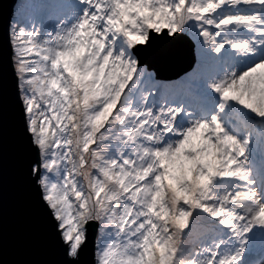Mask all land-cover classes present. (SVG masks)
Segmentation results:
<instances>
[{
    "label": "snow or ice",
    "instance_id": "6c2138e0",
    "mask_svg": "<svg viewBox=\"0 0 264 264\" xmlns=\"http://www.w3.org/2000/svg\"><path fill=\"white\" fill-rule=\"evenodd\" d=\"M0 24V154L45 264H264V0H14Z\"/></svg>",
    "mask_w": 264,
    "mask_h": 264
},
{
    "label": "water",
    "instance_id": "95a60500",
    "mask_svg": "<svg viewBox=\"0 0 264 264\" xmlns=\"http://www.w3.org/2000/svg\"><path fill=\"white\" fill-rule=\"evenodd\" d=\"M14 0H0L4 15ZM3 26L0 24V40ZM194 62L193 49L185 46L183 53L174 58L165 74L177 78ZM35 210L28 194L22 188L15 166L11 144L6 136L0 154V264H45L55 259L34 236Z\"/></svg>",
    "mask_w": 264,
    "mask_h": 264
}]
</instances>
